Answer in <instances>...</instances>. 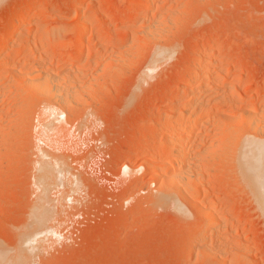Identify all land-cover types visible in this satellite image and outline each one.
<instances>
[{
	"label": "rangeland",
	"instance_id": "rangeland-1",
	"mask_svg": "<svg viewBox=\"0 0 264 264\" xmlns=\"http://www.w3.org/2000/svg\"><path fill=\"white\" fill-rule=\"evenodd\" d=\"M123 1L28 0L21 14L24 0H0V33L20 27L39 11L45 13L23 30L16 46L46 33L47 27L56 29L62 39L59 49L49 44L38 45L37 51L27 55L12 53L11 63L0 68V249L16 255L25 240L20 238L27 239L29 233L23 264H264L263 210L255 187L238 168L244 144L264 143V0H150L139 8L140 0H125L128 5ZM81 12L93 28L83 37L86 45L74 47L70 33L80 22ZM52 47L61 51L65 62L52 65L37 56L58 54ZM205 48L212 49L211 75L203 77L206 85L198 90L192 83L193 74L183 67L201 59ZM161 49L171 51L170 57ZM152 59L161 60L154 69ZM71 60L79 62L78 66L73 67ZM37 63L39 67L32 70ZM47 66L64 78L60 88L67 90L69 85L70 110L56 102L60 91H55L57 99H53L54 92L30 84L27 75ZM220 72L232 76L226 85L218 77ZM251 83L255 84L247 88ZM193 91L213 112L195 129L179 128L186 135L187 152L193 155V166L185 171L194 172L195 177L178 178L176 185L175 180L169 182L173 169L167 164L170 146L159 131L164 118L196 114L188 104ZM250 100L254 102L249 104ZM59 108L70 115L59 122L66 134L51 119L59 127L55 132L62 135L52 136L54 129L48 128L52 133L44 141L41 130L50 122L40 121L46 117H41L42 110L49 116ZM254 108L261 115L260 132L248 122ZM220 126L226 138L230 136L225 142L219 136ZM159 141L169 150L160 157L164 167L156 173L146 163L153 161L149 150ZM40 159L58 167L53 170L54 178L59 175L60 180H52L55 186L49 184L44 193L42 187L38 189ZM127 163L132 166L128 173L123 168ZM38 191L42 194L39 201ZM46 201L53 209L48 210ZM215 201L218 207L211 216L207 212ZM199 202L206 211L196 209L194 204ZM178 205L183 216L175 209ZM38 206L42 209L37 216ZM196 235H201V241H194Z\"/></svg>",
	"mask_w": 264,
	"mask_h": 264
},
{
	"label": "bare ground",
	"instance_id": "bare-ground-1",
	"mask_svg": "<svg viewBox=\"0 0 264 264\" xmlns=\"http://www.w3.org/2000/svg\"><path fill=\"white\" fill-rule=\"evenodd\" d=\"M150 0H140L138 3H137V5H136V7L137 8H139V7H141V6H143V5H145V4H147L148 2H149ZM38 2H39V0H38ZM125 4H129L130 2L129 1H123ZM28 4H29V2H28V0H24V3H22V5H21V7L19 8V12H21V14H22V12H24L25 11V9L27 8V6H28ZM39 5V4H38ZM41 8V7H40ZM42 10V9H41ZM43 11V10H42ZM48 12V11H47ZM33 14V13H32ZM45 15V13H43V12H40L39 11V13L37 12V14H34V15H32V16H30L27 20H26V18H25V22H23V24H22V26H21V24H19L20 25V27L19 26H17V25H14V26H17L18 28H16V27H14V28H10V30H7L5 33H0V56H2V55H4V54H2L3 52H4V50L6 49L7 50V48H9L10 49V51L6 54V56L4 57V58H0V68L1 67H6L8 64H9V62H10V59H11V54L12 53H16V52H23L24 54H31V53H33V51L36 49L35 47L36 46H38V45H41V46H45V45H48V46H50V45H54L56 48H60L61 47V45H62V39H61V37H60V34H58L57 32V30L56 29H54L55 30V32H54V30L52 29V27H47V28H45L46 29V33H44V34H36V35H34V36H32V37H30L27 41H25L24 40V42L22 43L21 41V45L20 46H16V42H15V40H17V39H19L20 37H21V35L23 36V34L24 33H22V32H24L23 30H25L26 31V29H28L31 25H33L35 22H38V21H40L43 17H44V15ZM24 17V16H23ZM80 17V22L79 23H77V25L75 26V27H73V30L71 31V33H70V44L72 45V46H74V47H77V46H81V45H83L85 42H84V39H83V37H84V35H86V33H88L90 30H92V28H91V25L89 24V22H87L86 21V18H85V14H83L82 12H81V15L79 16ZM22 20V19H21ZM1 24L3 23V22H0ZM16 23V22H15ZM98 24V23H97ZM97 26V29H98V27H99V25H96ZM101 26V25H100ZM158 27V26H157ZM0 28H2V27H0ZM94 29H96V27L94 28ZM93 29V30H94ZM156 30V29H155ZM159 30V29H158ZM43 31V32H44ZM57 31V32H56ZM152 31V30H151ZM149 32V31H148ZM155 32V31H154ZM159 32H161V31H159ZM93 33V32H92ZM58 34V35H57ZM152 35H153V33H152ZM59 36V37H58ZM26 37V36H25ZM151 37V36H150ZM106 40V39H105ZM23 41V40H22ZM50 44V45H49ZM91 44V43H90ZM84 45H86V44H84ZM89 45V44H88ZM87 45V46H88ZM108 45V44H107ZM55 47H52L54 50H56L55 52H57L58 51V49H56ZM82 47V46H81ZM207 47H209L208 45H207ZM92 48V47H91ZM163 49V48H162ZM161 49V50H162ZM166 49V48H165ZM46 50V49H45ZM159 50V49H158ZM169 50V49H168ZM202 50V49H201ZM35 51H37V50H35ZM47 51V50H46ZM49 51V50H48ZM162 51H164V50H162ZM162 51H160L161 53H159V55L160 54H162ZM50 52V51H49ZM54 52V51H53ZM60 50L58 51V54L57 55H62V56H56V54H53L52 52H50L51 54H48V53H44V52H42V53H39V55H37L38 57H40L41 59H42V61H48V60H50V63L52 64V65H57V64H60V63H63V62H65L66 61V59H64L63 57V54L61 53L60 54ZM156 52V51H155ZM169 52V51H168ZM167 52V50H165L163 53H167V55L169 56L170 54H171V51H170V53H168ZM157 53V54H158ZM201 53V52H200ZM2 54V55H1ZM17 54V53H16ZM15 54V55H16ZM35 54H37V53H35ZM155 54V53H154ZM154 54H153V56H154ZM210 54L212 55V49L210 50V48H205L204 49V52H203V50H202V54H201V59H199L198 58V61L196 62V63H194V64H187V65H185L184 67H183V69L184 70H190L191 71V73L193 74V84H196L197 86H196V88H198V90L200 89V88H202L203 87V77L204 76H206V78H207V76L210 74V70H209V68H210V65H211V58H210ZM17 56H19V55H17ZM36 56V57H37ZM162 56V55H161ZM161 56H159V59H160V57ZM168 56H166V57H168ZM197 56V55H196ZM213 56V55H212ZM91 57V56H90ZM170 57V56H169ZM169 57L168 58H165V60L166 59H169ZM35 58V57H34ZM39 58V59H40ZM18 59V58H17ZM71 59H73V58H71ZM89 59H91V58H89ZM89 59L87 58L86 59V62H89ZM155 59V58H154ZM154 59H152V61L150 60V63L151 62H153L154 64L152 65V64H150L149 63V65H152L153 67L151 68V69H154V67L156 68V66H158V62L159 61H161L163 58H161V60H159V59H156V60H154ZM12 60V59H11ZM25 60V59H24ZM155 62H154V61ZM157 60H159L158 62H157ZM164 59L161 61V62H163V61H165ZM28 61V60H27ZM30 61V60H29ZM36 61V60H35ZM40 61V60H39ZM41 61V62H42ZM18 62V61H17ZM85 62V63H86ZM160 62V63H161ZM11 63V62H10ZM14 63V62H13ZM33 63H35V62H33ZM49 63V62H48ZM71 63H73V67H75V65H77L78 63L77 62H72V60H71ZM214 63V62H213ZM41 64V63H40ZM156 64V65H155ZM13 65V64H12ZM37 65V66H36ZM48 65V64H47ZM155 65V66H154ZM45 66H46V64H45ZM44 66V67H45ZM64 66V65H63ZM78 66V65H77ZM37 67H39L38 66V63L37 64H34V66H33V68H32V70H36L37 69ZM51 67V66H50ZM50 67H48L47 66V68L45 69V68H43V69H45V70H42L41 71V69H40V71L41 72H38V70H39V68H38V70L35 72V71H33V72H31V74L29 73V75H27V77H28V79L31 81V83L30 84H32L33 85V88H34V86H37V87H39L40 88V90L41 89H43V92H44V90L45 91H47V92H49V93H52V92H54V95H52V94H50V95H52L51 97H53V99H54V97H55V91H57V93H60L61 92V95H59L58 96V101L56 100V102H58V103H60L61 102V104L60 105H62L61 106V108L62 107H64V109L67 111L68 109V107L71 105V101H70V93H72V91L71 92H69V90H70V88H69V85H66V86H68L67 88V90H66V88L65 89H62V88H60V86H61V84H62V81H63V79L64 78H62V75H60L59 73H56V71L54 72ZM53 67V66H52ZM55 67H57V66H55ZM20 68V67H19ZM36 68V69H35ZM68 68V67H67ZM4 69V68H3ZM61 69V68H60ZM32 70H30V71H32ZM57 70V69H56ZM216 71V70H215ZM5 72V71H4ZM77 72V71H76ZM75 72V73H76ZM188 72V71H187ZM218 72V71H217ZM217 72H214V74L215 73H217ZM3 73V72H2ZM7 73H8V71H7ZM4 75V74H3ZM75 75V74H74ZM211 75V74H210ZM216 75V74H215ZM6 76V75H5ZM9 76H11V75H9ZM69 76V75H68ZM15 77V76H14ZM209 77H211V76H209ZM218 77L220 78V80H223V82H224V85H226L225 83L226 82H229V80H231L232 79V76H231V74L229 73V72H226V73H221L220 72V74L218 75ZM236 77V76H235ZM74 78V77H73ZM76 78H78V77H76ZM218 78V79H219ZM237 78V77H236ZM20 79V78H19ZM25 79V78H24ZM67 79V78H66ZM240 79V78H239ZM239 79L237 78V80H238V83L240 82L239 81ZM9 80V79H8ZM69 80V79H68ZM82 80V79H81ZM219 80V81H220ZM11 81V80H10ZM9 81V82H10ZM26 81V80H25ZM70 81H71V78H70ZM233 81V80H232ZM236 81V80H235ZM1 82V81H0ZM27 82V81H26ZM75 82V81H74ZM77 82V81H76ZM75 82V83H76ZM187 82V81H186ZM218 82V81H217ZM216 82V83H217ZM6 83V82H5ZM15 83V82H14ZM73 83V82H72ZM78 83V82H77ZM183 83H185V82H183ZM222 83V82H221ZM233 83V82H232ZM4 84V83H3ZM28 84V83H27ZM67 84V83H66ZM255 83H251V84H249V86L247 87V88H252V85H254ZM5 85V84H4ZM12 85H13V83H12ZM76 85V84H75ZM187 85V84H186ZM189 85V84H188ZM187 85V86H188ZM206 85V84H205ZM204 85V86H205ZM216 85V84H215ZM219 85H221L220 83H219ZM19 86H21V85H19ZM193 86V85H192ZM191 86V87H192ZM222 86V85H221ZM14 87V86H13ZM72 87H74V86H72ZM76 87V86H75ZM74 87V88H75ZM80 87V86H79ZM8 88V87H7ZM16 88V87H15ZM21 88V87H20ZM32 88V89H33ZM185 88V87H184ZM188 88H189V86H188ZM4 89H6V88H4ZM14 89V88H13ZM24 89V88H23ZM26 89V88H25ZM24 89V90H25ZM216 89H218V88H216ZM228 89V88H227ZM229 89H231V88H229ZM2 90V89H1ZM18 90V89H17ZM75 90V89H74ZM5 91V90H4ZM23 91V90H22ZM60 91V92H59ZM78 91V90H77ZM46 92V93H47ZM75 92V91H74ZM207 92V91H206ZM218 92V91H217ZM3 93V92H2ZM1 93V94H2ZM23 93V92H22ZM56 93V94H57ZM77 93V92H76ZM10 94V93H9ZM28 94V93H27ZM44 94V93H43ZM89 94V93H88ZM8 95V94H7ZM72 95V94H71ZM203 95H205V94H203ZM1 96H5V95H1ZM27 96V95H26ZM224 96H225V94H224ZM25 97V96H24ZM49 97V96H48ZM56 97H57V95H56ZM55 97V98H56ZM79 97V96H78ZM179 97H180V95H179ZM29 98V97H28ZM50 98V97H49ZM74 98V97H73ZM84 98V97H83ZM182 98V97H181ZM220 98H223V97H220ZM225 98V97H224ZM240 97H238L237 99L238 100H240L239 99ZM20 99V98H19ZM27 99V98H26ZM26 99H23L24 101L26 100ZM50 99H52V98H50ZM57 99V98H56ZM186 99V98H185ZM188 99H189V97H188ZM244 99V98H243ZM251 99H253V98H251ZM258 99V98H257ZM77 100V99H76ZM175 100L177 101H179V98L177 99V98H175ZM182 100V99H181ZM202 99H201V96H200V94L198 93V92H196V91H193V93H192V95L190 96V102L188 103V104H190L194 109L193 110H195L196 111V114H191V116H188L187 118L184 116V115H174V116H172V117H167V118H164L165 120H162V122L161 123H163V126H162V131H159V133H161V132H163V136H165V138L168 140V142H166L167 143V148L170 146V152H169V154L167 155L168 157V166L169 165H171L172 167H173V169L170 167V169H172V170H170L171 172H170V176H171V178L169 179V182H170V180H175V184H176V180L178 179V178H192V176H194L195 174H194V172L193 173H191V174H189L190 172H189V170H186L185 171V169H190L191 170V166H193L192 165V161H193V159H192V157H193V155L191 154V153H189V152H187V150H186V148H185V145L183 144L184 143V139H185V136H183V135H181L180 134V132H179V128L181 127V126H186V127H190V128H193L194 127V129H195V127L196 126H198L199 124H201L207 117H208V115L210 114V113H212L213 111V108L211 109V107L209 106V104H206V106L204 105L203 106V104H202V101H201ZM223 100V99H222ZM227 100V99H226ZM20 101H21V99H20ZM60 101V102H59ZM177 101V102H178ZM206 101V100H205ZM219 101V100H218ZM243 101V100H242ZM258 101V100H257ZM31 102V101H30ZM55 102V101H54ZM55 102V103H56ZM74 102V101H73ZM170 102H171V100H170ZM173 102V101H172ZM182 102V101H181ZM186 102V101H185ZM220 102V101H219ZM252 102H254V100H250L249 101V104L250 103H252ZM22 103H23V101H22ZM26 103H28V102H26ZM32 103V102H31ZM34 103V102H33ZM176 103V102H175ZM233 103V102H232ZM241 103V102H240ZM20 104V103H19ZM25 104V103H24ZM74 104V103H73ZM83 104V103H82ZM247 104V103H246ZM248 104V105H249ZM256 104V103H255ZM39 105V104H38ZM87 105V104H86ZM248 105H245L246 107L245 108H247V106ZM22 106V105H21ZM191 106H189L190 108H191ZM222 106V105H221ZM236 106V105H235ZM256 106V105H255ZM46 107V106H45ZM59 107V106H58ZM79 107V106H78ZM214 107V106H213ZM240 107H242L241 105H240ZM244 107V106H243ZM20 108H22V107H20ZM19 108V109H20ZM50 108V107H49ZM215 108H216V106H215ZM42 109V108H41ZM63 109V108H62ZM72 109V108H71ZM192 109V108H191ZM251 109V108H250ZM253 109V108H252ZM46 110V109H45ZM45 110H42L43 112L41 113L42 115H41V117L43 116V115H45L46 117L43 119V118H41V120L40 121H49L50 123L48 124V126L46 127L47 129H43L42 128V130H41V138L44 140V141H48L47 139H49V137L51 136V133H52V136H54V135H56L57 136V138H59L58 137V135L60 136V134L62 135V132L60 133L59 132V134H58V132H55V129H58V131H59V127H57V126H55L54 125V121H57L58 123L59 122H61L63 119H64V117L66 116V111L65 110H63V112L61 111V109L59 108V112H56V113H54V111H53V113L50 111V115L48 116V114L47 113H45ZM51 110V109H50ZM58 110V109H57ZM56 110V111H57ZM69 110H70V107H69ZM217 110V109H216ZM215 110V111H216ZM49 111V110H48ZM212 111V112H211ZM249 112V111H248ZM67 113H69V112H67ZM176 113V112H175ZM65 114V115H64ZM70 114V113H69ZM180 114V113H179ZM248 115L250 116V120H248V122H250V123H248V124H250V125H252L251 127H253V130H254V128L256 129V130H258L259 132H260V130L262 129L261 127H262V125H261V122L260 121H262V119H261V115L258 113V111H256V109L254 108V111H252V112H249L248 113ZM68 116H70V115H67L66 116V118L68 117ZM164 116V115H163ZM35 117V116H34ZM40 117V116H39ZM210 117V116H209ZM22 118V117H21ZM72 118V117H71ZM218 118V117H217ZM247 118V117H246ZM40 119V118H39ZM51 119H55L54 121L52 120L51 121ZM69 119V118H68ZM67 119V120H68ZM248 119V118H247ZM264 119V118H263ZM70 120V119H69ZM68 120V121H69ZM159 120H161V119H159ZM219 120V119H218ZM221 120V119H220ZM228 120V119H227ZM236 120H237V118H236ZM210 121V120H209ZM222 121V120H221ZM224 121V120H223ZM245 121V120H244ZM2 122V121H1ZM0 122V123H1ZM158 122H160V121H158ZM227 122H229V121H227ZM231 122V121H230ZM238 123V121H235V123ZM264 122V121H263ZM62 123V122H61ZM69 123V122H68ZM147 123H149V122H147ZM151 123V122H150ZM156 123V122H155ZM160 123V124H161ZM226 123V122H225ZM232 123V122H231ZM241 123V122H240ZM41 124H43V122H41ZM60 124V123H59ZM59 124H57L58 126H59ZM158 124V123H157ZM223 124V123H222ZM62 125H64V124H60V127L62 126ZM148 125H150V124H148ZM218 125V124H217ZM216 125V126H217ZM156 126V125H155ZM159 126V125H158ZM234 126V125H233ZM42 127H43V125H42ZM45 127V126H44ZM160 127H161V125H160ZM221 127H224V126H220V128ZM48 128L49 129H54L51 133H50V131H48ZM64 128V127H63ZM62 127L60 128V131H61V129H63ZM154 128V127H153ZM157 128V127H156ZM197 128V127H196ZM65 129V128H64ZM64 129H63V133H64ZM158 129H159V127H158ZM157 129V130H158ZM182 129V128H181ZM218 129H219V127H218ZM222 129H224V128H221V130L219 129L218 131H221V132H219V136H220V139H223V141L225 140V139H228L229 140V137L230 136H228V138H226V136H225V133H226V131H225V133L223 132L222 133ZM251 129V128H250ZM186 130V129H185ZM184 130V131H185ZM227 130V129H226ZM233 130V129H232ZM231 130V131H232ZM66 131V130H65ZM154 131V130H153ZM187 131V130H186ZM193 131H195V130H193ZM192 131V132H193ZM227 131H229V130H227ZM263 131V130H262ZM55 132V133H54ZM183 132V131H182ZM237 132V131H236ZM50 133V134H49ZM158 133V132H157ZM156 133V134H157ZM229 133V132H228ZM232 133V132H231ZM54 134V135H53ZM64 134H66V133H64ZM150 134V133H149ZM152 135H153V133H151ZM162 134V133H161ZM160 134V135H161ZM189 134V133H188ZM227 134V133H226ZM259 134V133H258ZM145 135H147V134H145ZM152 135H150V138H151V136ZM200 135V134H199ZM217 135H218V133H217ZM231 135V134H230ZM156 136H158V135H156ZM233 136V135H232ZM238 136V135H237ZM236 136V137H237ZM259 136V135H258ZM201 137V136H200ZM203 137V136H202ZM234 137V136H233ZM40 138V140H42ZM63 138V137H62ZM146 138V137H145ZM161 138V137H160ZM196 138H198L199 139V137H198V135H195V139ZM217 138V137H216ZM225 138V139H224ZM64 139V138H63ZM153 139H155V138H153ZM189 139H191V138H189ZM201 139V138H200ZM215 139V138H214ZM218 139V138H217ZM234 139V138H233ZM232 139V140H233ZM42 140V141H43ZM167 140H165V141H167ZM202 140V139H201ZM41 141V142H42ZM148 141V140H147ZM152 141V140H151ZM207 141V140H206ZM221 141V140H220ZM222 141V142H223ZM255 141V140H254ZM160 142V143H159ZM158 143H155L154 145L155 146H153L152 148H151V151L149 150V152H151L150 153V155H152V157L151 158H153V161H151V160H149V161H147V165H151L152 166V168L155 170V172L156 171H159L160 169H162L161 167H164V165H161V163L160 162H162L161 160H160V157L162 156H164V154H167V152L165 153V151H168L167 149H166V147H165V144L163 145V144H161V141H159ZM164 142V141H163ZM202 142H204V141H202ZM225 142V141H224ZM43 143H45V142H43ZM229 143V142H228ZM231 143V142H230ZM237 143V142H236ZM48 144V143H47ZM157 144V145H156ZM220 144V143H219ZM52 145V144H51ZM153 145V144H152ZM227 145V144H226ZM43 146V145H42ZM228 146V145H227ZM184 147V148H183ZM215 147V146H214ZM229 147V146H228ZM213 148V147H212ZM224 148V147H223ZM147 149H145V150H147ZM186 151H185V150ZM230 149H231V145H230ZM237 149V148H236ZM210 150V149H209ZM216 150V149H215ZM227 150H228V148H227ZM226 150V151H227ZM131 151H132V149H131ZM193 151V150H192ZM214 151V150H213ZM217 151V150H216ZM220 151H222V152H225V150L223 149V150H220ZM230 151V150H229ZM234 151H236L235 150V148H234ZM144 152H147V151H144ZM231 152H233V151H231ZM214 153H215V151H214ZM214 153H212L213 155H214ZM218 153V152H217ZM229 153V152H228ZM148 154V153H147ZM220 154V153H219ZM225 154V153H224ZM238 153H236V155H237ZM195 155H197V154H195ZM220 155H222V153L220 154ZM228 155V154H227ZM203 156V155H202ZM206 156V155H205ZM41 158H43L42 157V155L40 156ZM39 157V158H40ZM47 157V156H46ZM213 156H211V158H212ZM215 157H217V156H215ZM149 158V157H148ZM195 158V157H194ZM207 158H209V157H207ZM219 158V157H218ZM238 162H239V165L240 166H238V168L240 167V172H241V174L243 175V177L244 178H246L247 180L249 179L250 181H251V184L255 187V189H256V192H257V196H258V200H259V202H260V204H261V206L260 207H262V210H263V214H264V143H257V142H253V141H250V142H248V143H246V144H244V146H243V148H241V150H240V152H239V154H238ZM210 159V158H209ZM44 159H42V161H41V159H40V161H41V163L40 164H38L39 163V160H38V162H37V165H38V170H37V179H38V183L40 184H38L37 182L35 183L36 185L38 184V186H39V188L38 189H40L41 190V188L40 187H42V191L41 192H43L44 191V189L46 188V186L47 187H49L50 185H52V187L53 186H55V185H53L51 182H52V180H54L56 183H57V179H55V178H58V181H60L59 180V175L58 176H56L55 178H54V171L56 172V170H57V168L58 167H56V165H54L55 166V169L54 168H52L51 167V165L47 162V161H43ZM48 160V159H47ZM159 160H160V162H159ZM202 160V159H201ZM203 160H204V158H203ZM212 160V159H211ZM215 160V159H214ZM49 161V160H48ZM54 161V160H53ZM50 162V161H49ZM59 162V161H58ZM213 162V161H212ZM224 163V162H223ZM52 164V163H51ZM54 164V163H53ZM236 166H237V161H236ZM129 167H132V166H129L128 165V163H127V165L126 164H124V171L125 172H129L130 171V169L131 168H129ZM165 167H167L166 165H165ZM146 168V167H145ZM200 168V167H199ZM36 169V168H35ZM60 169V168H59ZM59 169H58V171L57 172H60L59 171ZM192 169H193V167H192ZM54 170V171H53ZM166 172V171H165ZM157 173V172H156ZM193 174V175H192ZM212 174V173H211ZM150 175V174H149ZM162 175V174H161ZM157 176V175H156ZM157 177H159V176H157ZM161 177V176H160ZM169 177V176H168ZM195 177V176H194ZM193 177V178H194ZM54 178V179H53ZM197 178V177H196ZM243 178V179H244ZM166 179H168L167 177L166 178H164V181H167ZM195 179V178H194ZM185 180V179H184ZM183 180V181H184ZM191 180V179H190ZM197 180L198 179H195V180H193L192 179V182L194 181L195 183L197 182ZM37 181V180H36ZM180 181H182L181 179H180ZM179 180H178V182H180ZM35 182V181H34ZM188 182H189V180H188ZM166 183V182H165ZM165 183H163L164 185H165ZM171 183V182H170ZM173 183V184H174ZM50 184V185H49ZM55 184V183H54ZM159 184H160V182H159ZM184 184V183H183ZM176 185H179L178 183L176 184ZM37 186V187H38ZM58 186V185H57ZM36 187V188H37ZM163 187V186H162ZM179 187V186H178ZM197 187H198V185H197ZM183 188V187H182ZM190 188V187H189ZM178 189V188H177ZM179 190V189H178ZM206 190V189H205ZM46 191V190H45ZM180 191H181V189H180ZM182 191H184V190H182ZM201 191V190H200ZM186 192V191H185ZM207 192H208V190H207ZM38 193H39V191H38ZM44 193V192H43ZM46 193V192H45ZM182 193V192H181ZM192 193V192H191ZM200 193V192H199ZM186 194V193H185ZM39 195V196H38ZM40 195H42V194H37V197H39L38 198V201H39V199L41 198L42 199V197L40 196ZM187 195V194H186ZM184 196V195H183ZM47 197H48V195H47ZM189 196H187V198H188ZM186 198V199H187ZM36 199V198H35ZM40 199V200H41ZM48 199V198H47ZM205 199V198H204ZM37 201V200H36ZM189 202H190V200H188ZM220 201V200H219ZM41 203L43 202V200L42 201H40ZM47 202V204H46V207H47V205H48V203H51L52 202V199H51V202L50 201H46ZM206 202V201H205ZM204 202V203H205ZM211 202V201H210ZM218 201H215V202H212L211 203V205H210V210H209V212H207V213H209V215H213L214 213L216 214V210H217V207H218ZM192 204H193V202H192ZM38 205H41L40 203L38 204ZM174 205V204H173ZM195 206H196V209H201L202 210V208L205 206L204 204L202 205V203L201 202H199V203H195L194 204ZM203 206V207H202ZM209 206V205H208ZM47 208H49V206L47 207ZM52 208V207H51ZM51 208H49L48 210H51ZM175 208V207H174ZM206 208V207H205ZM36 209V212H37V216H38V214H40L39 212H40V209H42V208H40V206H38L37 208H35ZM53 209V208H52ZM175 209H177V210H179L181 213H180V215L183 213L184 214V212L183 211H181L182 210V207L181 206H177V208H175ZM33 210V209H32ZM176 210V211H177ZM45 211V210H44ZM179 211H177V212H179ZM203 212L204 211H206V210H202ZM33 212H34V210H33ZM202 212V213H203ZM47 213V212H46ZM183 214H182V216H183ZM204 214V213H203ZM32 215V214H31ZM209 215H207L206 217L208 218L209 217ZM34 216H35V214H34ZM231 217V216H230ZM210 218V217H209ZM209 218H208V220H209ZM214 218V217H213ZM213 218H211L212 220H215V219H213ZM217 218V217H216ZM225 218V217H224ZM31 219H33L32 217H31ZM39 219H42V218H38V221H40ZM29 220V219H28ZM34 220V219H33ZM207 220V221H208ZM223 220V219H222ZM221 220V221H222ZM227 220V219H226ZM232 220V219H231ZM34 221H36V220H34ZM42 222H43V220H42ZM33 223V222H32ZM40 223V222H39ZM47 223V222H46ZM206 223V222H205ZM211 223V222H210ZM209 223V224H210ZM213 223V222H212ZM224 223H226L225 221H224ZM231 223V222H230ZM28 224V223H27ZM30 224V223H29ZM220 224H222V223H220ZM41 225V224H40ZM205 225V224H204ZM218 225V224H217ZM43 226V225H42ZM202 226V225H201ZM200 226V227H201ZM206 226H207V224H206ZM205 226V227H206ZM226 226H227V224H226ZM27 227V226H26ZM30 228H31V226H29ZM45 228H46V226H44ZM199 226H198V228L201 230V228H200ZM208 227H209V225H208ZM207 227V228H208ZM215 227V226H214ZM213 227V228H214ZM197 228V229H198ZM202 228H203V226H202ZM225 228H227V227H225ZM204 229V228H203ZM209 229V228H208ZM211 229V228H210ZM45 230V229H44ZM47 230V232H48V229H46ZM45 230V231H46ZM200 230H198V231H200ZM24 231H27V229H25ZM43 231V230H42ZM42 231H41V233H42ZM194 231V230H193ZM212 231V230H211ZM46 232V233H47ZM34 233V232H33ZM33 233L31 234V235H33ZM200 233H201V231H200ZM36 234V233H35ZM43 234V233H42ZM41 234V235H42ZM45 234V233H44ZM196 234V233H195ZM199 234V233H198ZM212 234V233H211ZM216 234V233H215ZM22 235V237H23V235H24V233L23 234H21ZM26 235V237H27V239H28V236L27 235H29V233L28 234H25ZM30 235V236H31ZM37 235V234H36ZM35 235V237H34V239L37 237ZM38 235H40L39 233H38ZM40 235V236H41ZM46 235V234H45ZM188 235V234H187ZM194 235V234H193ZM202 235V234H201ZM200 235V236H201ZM200 236H198V235H196L195 236V238L196 239H198V240H196V239H194V237H191V238H193L194 239V241L196 242V241H199L200 240ZM215 236V235H214ZM212 238V237H211ZM21 240H23V239H25L24 240V242L21 244V245H19V249L17 250V254L16 255H11L9 252H5V251H3V250H1L0 249V264H23L24 262L23 261H25V258L23 257V256H26L25 255V253H26V247H25V243L29 240H27L25 237H23V238H20ZM193 239H192V241H193ZM202 239V238H201ZM32 240V239H31ZM191 240V239H190ZM206 240V239H205ZM204 240V241H205ZM201 241V240H200ZM203 241V240H202ZM207 241V240H206ZM36 242V241H35ZM187 242V241H186ZM191 242V241H190ZM30 243V242H29ZM187 243H189V242H187ZM200 243V242H199ZM201 245H202V243H200ZM203 244H204V242H203ZM27 245V244H26ZM31 245V244H30ZM32 245H33V243H32ZM203 246V245H202ZM27 249H28V247H27ZM30 249V248H29ZM36 249V248H35ZM31 250V249H30ZM34 250V249H33ZM40 251V250H39ZM30 253V252H29ZM32 253V252H31ZM30 253V254H31ZM40 254V253H39ZM30 258V257H29ZM28 261V260H27Z\"/></svg>",
	"mask_w": 264,
	"mask_h": 264
}]
</instances>
